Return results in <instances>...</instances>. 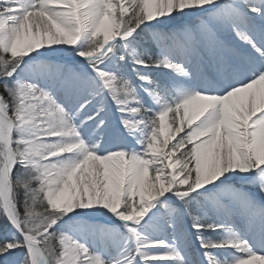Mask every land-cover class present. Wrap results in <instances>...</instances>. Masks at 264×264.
<instances>
[{"label": "snow or ice", "instance_id": "6c2138e0", "mask_svg": "<svg viewBox=\"0 0 264 264\" xmlns=\"http://www.w3.org/2000/svg\"><path fill=\"white\" fill-rule=\"evenodd\" d=\"M0 264H264V0H0Z\"/></svg>", "mask_w": 264, "mask_h": 264}]
</instances>
